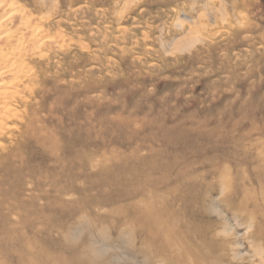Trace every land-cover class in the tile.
<instances>
[{
  "label": "rangeland",
  "instance_id": "obj_1",
  "mask_svg": "<svg viewBox=\"0 0 264 264\" xmlns=\"http://www.w3.org/2000/svg\"><path fill=\"white\" fill-rule=\"evenodd\" d=\"M13 1L0 264H264V0Z\"/></svg>",
  "mask_w": 264,
  "mask_h": 264
},
{
  "label": "bare ground",
  "instance_id": "obj_2",
  "mask_svg": "<svg viewBox=\"0 0 264 264\" xmlns=\"http://www.w3.org/2000/svg\"><path fill=\"white\" fill-rule=\"evenodd\" d=\"M52 3H53V1H52ZM224 11H225V9H224ZM226 17H227V15H226ZM233 20H235V18ZM199 26H200V23H199ZM202 26H204L205 29H206L205 25H202ZM12 29H15V31L16 32L18 31L19 33H20L19 30L22 29V31L24 30V32H23V34H21V33L19 34V33H16L14 31L15 33L12 34L13 33ZM192 29H193V27H192ZM201 30H203V29H201ZM197 31L200 32V30H197ZM201 33H202V31H201ZM194 34H197V33H194ZM39 36H40L39 27H37L35 25V22H33L32 19L27 16V14L25 13V11L23 9H21L13 0H0V137L4 133L5 129H9L10 128L9 127V122L14 117H17V115H18L17 114V110L14 108L15 106L13 104V100H14V98L16 96H18L21 93L20 85L24 84V82H26V81L23 82V79L26 78V77L23 78V76H25V74H26V70L24 71V68H23L26 65L23 66V63H22L23 62V58H22V62H20V63L18 62L19 65L16 64V62H17L16 55L18 54V52L21 49L18 52H17V50L19 49V47L21 45L23 46V48L26 49L27 46L24 45V44H28V43L31 44L30 42H32L33 46L30 47L31 50H33L32 47L35 46L36 49H38L39 52H40V49H41L42 45L44 46V43H43L44 41L42 42L43 39L41 37H39ZM27 37H29L30 42H28ZM25 41H26V43H25ZM39 42H42V44H39ZM82 44H84V43H82ZM191 45H193V44L191 43ZM27 49H28V47H27ZM40 53H38V54H40ZM21 54H22V52H21ZM29 55L31 57V54H29ZM34 73H36V72H34ZM27 74H29L28 71H27ZM32 75H34V74H32ZM21 76H22V78H21ZM26 80H29V79L26 78ZM30 80H31V78H30ZM31 81H33V80H31ZM28 87H29V85L27 87H25V88H28ZM248 192H251V191H248ZM263 195H264V193L262 194V196ZM251 197L255 198L254 196H251ZM263 202H264V200H263ZM254 203H255V201H254ZM230 244L231 243L228 244V241H226V244H224V245L227 246L230 249H234L232 247L233 245L231 246ZM261 254H262V252H261ZM262 257L264 259V256H262Z\"/></svg>",
  "mask_w": 264,
  "mask_h": 264
}]
</instances>
